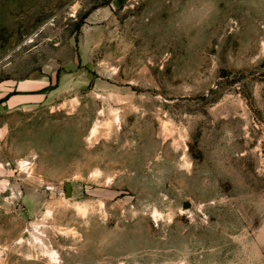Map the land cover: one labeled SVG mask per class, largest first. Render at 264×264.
<instances>
[{"label":"rangeland","instance_id":"1","mask_svg":"<svg viewBox=\"0 0 264 264\" xmlns=\"http://www.w3.org/2000/svg\"><path fill=\"white\" fill-rule=\"evenodd\" d=\"M0 264H264V0H0Z\"/></svg>","mask_w":264,"mask_h":264},{"label":"water","instance_id":"2","mask_svg":"<svg viewBox=\"0 0 264 264\" xmlns=\"http://www.w3.org/2000/svg\"><path fill=\"white\" fill-rule=\"evenodd\" d=\"M66 194L69 198L73 197L74 195V185L69 181L66 183Z\"/></svg>","mask_w":264,"mask_h":264}]
</instances>
